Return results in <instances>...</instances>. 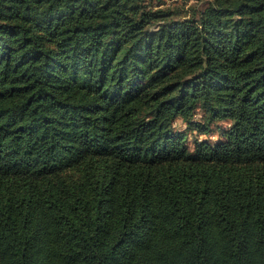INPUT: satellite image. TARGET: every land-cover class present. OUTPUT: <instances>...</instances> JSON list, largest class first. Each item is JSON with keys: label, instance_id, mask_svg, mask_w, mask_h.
I'll use <instances>...</instances> for the list:
<instances>
[{"label": "trees", "instance_id": "obj_1", "mask_svg": "<svg viewBox=\"0 0 264 264\" xmlns=\"http://www.w3.org/2000/svg\"><path fill=\"white\" fill-rule=\"evenodd\" d=\"M0 264H264V0H0Z\"/></svg>", "mask_w": 264, "mask_h": 264}, {"label": "rangeland", "instance_id": "obj_2", "mask_svg": "<svg viewBox=\"0 0 264 264\" xmlns=\"http://www.w3.org/2000/svg\"><path fill=\"white\" fill-rule=\"evenodd\" d=\"M168 2H179L181 4H186V5H191V4H195L196 2H198V0H167ZM219 125H221L224 129L229 127V122L227 121H221L219 123ZM178 128L183 129V127L185 126L184 123H182L181 120L178 121L177 125ZM204 137H206L205 135H203ZM210 138L211 141L215 142L218 141L221 138L220 135V130H218L216 127H214V130L210 133V135L208 136ZM193 138L191 135L189 136V142L193 141Z\"/></svg>", "mask_w": 264, "mask_h": 264}]
</instances>
